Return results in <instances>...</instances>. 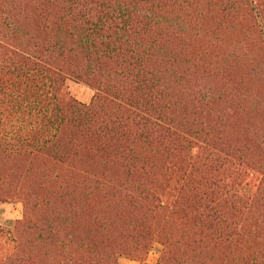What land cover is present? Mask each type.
<instances>
[{
  "label": "trees",
  "instance_id": "trees-1",
  "mask_svg": "<svg viewBox=\"0 0 264 264\" xmlns=\"http://www.w3.org/2000/svg\"><path fill=\"white\" fill-rule=\"evenodd\" d=\"M263 72L264 0H0V264H264Z\"/></svg>",
  "mask_w": 264,
  "mask_h": 264
},
{
  "label": "rangeland",
  "instance_id": "rangeland-1",
  "mask_svg": "<svg viewBox=\"0 0 264 264\" xmlns=\"http://www.w3.org/2000/svg\"><path fill=\"white\" fill-rule=\"evenodd\" d=\"M255 63L258 65L261 64L260 61H257V51L254 53ZM260 63V64H259ZM264 72L260 77H256V83L260 87L262 91V96L260 98L264 100ZM67 90L77 97L79 100L88 102L93 94V89L86 85L83 82L76 81L75 79L69 78L66 81ZM264 111V110H263ZM264 116V113L261 114ZM23 213V205L19 201H0V224L4 226H9L13 223L17 218H20ZM159 244H156L154 248L148 253L146 257L147 263H155L159 258ZM120 264H140L138 260L131 259L128 257H122L120 260Z\"/></svg>",
  "mask_w": 264,
  "mask_h": 264
}]
</instances>
